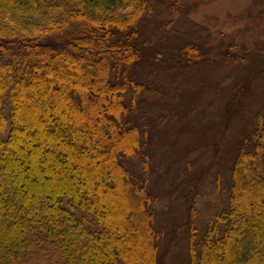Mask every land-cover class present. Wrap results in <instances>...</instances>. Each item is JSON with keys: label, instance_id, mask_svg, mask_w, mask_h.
I'll return each instance as SVG.
<instances>
[{"label": "trees", "instance_id": "obj_1", "mask_svg": "<svg viewBox=\"0 0 264 264\" xmlns=\"http://www.w3.org/2000/svg\"><path fill=\"white\" fill-rule=\"evenodd\" d=\"M154 1L0 0V264H141L139 230L147 235L150 264H264L263 112L255 115V128L235 153L218 202L206 216L196 206L204 179L217 166L223 137L193 163L180 160L165 169L155 182V170L141 154L154 144L155 121L128 118L160 92L159 75L215 65L247 69L264 62V55H241L231 45L216 52L208 28L190 19L195 0H171L157 11ZM33 15L41 17L40 34L25 28ZM148 29L157 39H178L181 58L160 41L145 45ZM107 33L115 34L113 43ZM8 64L13 76L5 79L2 67ZM69 64L89 77L69 72ZM259 77L253 74L232 94V119ZM28 86L40 118L27 108ZM104 96V112L111 115L102 116ZM20 124L29 125V134ZM30 135L45 142L48 152L31 140L27 149L19 148ZM27 157L35 169L38 163L51 166L50 177L38 174L28 192L22 181ZM43 194L48 198L35 197ZM136 201L138 209L131 206ZM167 202L192 212L185 250L172 258L165 252L183 227L165 228L167 214L159 211Z\"/></svg>", "mask_w": 264, "mask_h": 264}, {"label": "rangeland", "instance_id": "obj_2", "mask_svg": "<svg viewBox=\"0 0 264 264\" xmlns=\"http://www.w3.org/2000/svg\"><path fill=\"white\" fill-rule=\"evenodd\" d=\"M169 2L172 3L171 0H155L153 8L157 11L162 4H169ZM193 4L195 9L191 13L190 19L208 28L209 46L215 49L216 52H223L224 47L231 45L236 46L234 52L241 55H264V0H195ZM26 19L31 24L25 26L26 30L40 34L41 17L33 15ZM14 22L19 24L23 20L20 22L10 21V23ZM84 34L87 35L86 32ZM144 35L145 45L157 46L160 41L161 45H166L176 56L181 58L180 52L175 51L178 42H180L178 39L173 36H169L167 39H157L158 36L154 34L153 30L150 31L149 29L145 30ZM132 38H137V35ZM106 39L107 42L113 43L115 34L110 35L107 33ZM183 39L190 45L200 47V43L192 38L183 36L182 41ZM112 46L115 49L116 46L114 44ZM40 61L47 62L43 59L35 60V62ZM258 62L260 63L252 64L247 69L241 66L215 65L201 66L182 74L176 71L170 77H166L165 74H162V76L157 75V80H161L160 83L156 82L160 92L156 96L154 95V98L147 99V102L142 105L139 104L136 112L128 116L129 121L137 119L139 116L151 117L155 121V126L151 131L154 144L152 148L141 153L145 157L144 161H148L155 170L153 177L155 182L161 178L165 169H169L180 160L193 163L202 153L209 151L223 137V145L217 160V166L214 167L209 178L204 179L203 187L200 190V207L198 203L196 208L203 216L208 215L211 211L213 212L211 206L218 202L221 189L223 190L225 185L224 179L230 174L231 170L228 168L232 167L235 153H238L240 146L250 137L255 128L254 125H251L255 120V115L262 112L264 115V84L262 82L264 78L262 64L264 62L261 60ZM47 63H51L52 66L56 67L62 65L63 68H66L67 66L60 63L58 59ZM12 66V64H8L2 67L4 68L3 77L5 79L13 76ZM68 69L73 74L79 73L82 77H89L88 71L83 68L75 70L69 64ZM257 73H260V80H254L251 84L252 90L242 112L239 117L232 119L229 114L232 94L237 91V88L247 83L253 74ZM35 82L34 79H31L29 83ZM24 94L28 100V110L30 113L36 112L40 118L41 108L37 110V106H34L32 101L33 89L30 86L26 87ZM105 104H108V100L104 96L101 99L102 116L111 115L108 111L104 112ZM58 122L59 120L51 124L58 125ZM19 127L24 129L26 134H29L28 124H20ZM30 136V139L26 140L19 148L27 149L28 142L31 140L44 153L48 152V146L45 142L42 143L34 135ZM27 158L28 168H24L22 181L25 186L23 188L28 192L29 182L34 184L40 180L38 174L50 177L51 166H49V162L44 163V166L38 163L39 166L35 169L32 157ZM80 182L81 187H83L82 181ZM243 183L251 185V179L248 176H243ZM48 189L51 191V188L48 187ZM35 197L38 199L48 198L44 194ZM211 198H215L216 201L210 203ZM140 205L141 203L136 201L131 206L138 209ZM183 205L175 204L172 206L167 202L164 208L159 211L163 216L165 213L167 214L164 219L167 222L165 228L168 231L175 227L176 223L183 227L179 236L177 235L171 241L168 252H165L166 257L172 258L185 250L184 238L189 230V225H186V223L191 221L190 215L192 212L188 209L189 207H183ZM107 209L111 210L108 207ZM8 218L12 219L13 217ZM135 223L140 226L137 221ZM139 232L141 237H137V241L139 240L137 261L141 264H150L152 251L146 248L147 235L143 230H139ZM125 258L129 260L127 255H125Z\"/></svg>", "mask_w": 264, "mask_h": 264}]
</instances>
